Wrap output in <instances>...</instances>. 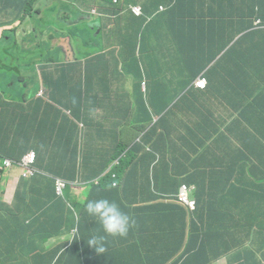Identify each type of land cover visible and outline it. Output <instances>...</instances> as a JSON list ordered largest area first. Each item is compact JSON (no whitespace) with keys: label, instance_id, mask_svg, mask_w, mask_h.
<instances>
[{"label":"crops","instance_id":"obj_1","mask_svg":"<svg viewBox=\"0 0 264 264\" xmlns=\"http://www.w3.org/2000/svg\"><path fill=\"white\" fill-rule=\"evenodd\" d=\"M121 1L109 33L88 10L111 0L0 3V26L25 36L0 53V84L9 91L0 103V157L35 150L40 167L72 179L85 137V179L122 159L120 187L107 178L106 190L68 186L60 196L53 187L59 208L45 191L51 179H28L16 167L5 196L17 216H5L0 264H264V231L233 232L237 221L264 222V210H254L264 208V26L254 25L264 0ZM199 75L204 90L193 87ZM31 77L40 88L27 97ZM183 183L198 198L196 213L174 200ZM99 198L136 221L127 237H107L101 256L87 240L104 233L85 210ZM202 217L219 227L203 236Z\"/></svg>","mask_w":264,"mask_h":264},{"label":"clouds","instance_id":"obj_2","mask_svg":"<svg viewBox=\"0 0 264 264\" xmlns=\"http://www.w3.org/2000/svg\"><path fill=\"white\" fill-rule=\"evenodd\" d=\"M111 1L113 3V6L111 7L99 8L98 6L94 5V7H91L88 10V12L90 11L94 12L97 18L106 20V23L103 27V31L105 33H109L112 30L115 19L117 18L122 8L126 5L121 0H111ZM130 9L133 12V14L136 16H140L143 13L142 7L140 5H131ZM30 12L32 13L33 10L31 9ZM257 20H259V23H256ZM254 25L264 26V23L260 20V18H256L254 20ZM0 44L4 46V50H3L4 52H6L9 49L4 42L3 36L0 37ZM199 76H204V75H199ZM206 87H207V78H206V82L204 83V86L195 87V88L199 90H204L206 89ZM255 133L258 136H261V131L256 128H255ZM84 149H85V137L78 140L79 154L77 161V170L75 172V176L72 179H65L56 176L48 172L46 169L40 167L37 164L38 155H37V151L35 150H30L22 154L20 157H0V163H2L3 167L7 169H11L13 167L19 168L21 171H23V177H26L28 179H33L36 176H45L51 179L53 183L56 181L57 185L56 187H54L55 192L57 193V195L60 196L63 195L64 190L68 186L78 187V186L89 185L93 191L106 190L105 183L104 182L102 183V181L106 178H107V184L110 187L112 188L120 187L121 178L117 169L120 167L122 163L121 162L122 159L114 158L113 160H110L102 174L96 176L93 179H85L83 176V168H82L83 165L82 156L84 153ZM190 190H193V188ZM188 196H189V192H188ZM16 197L18 198L17 192H16ZM189 198L191 199L190 196ZM85 205H86L85 210L88 213V215L96 218L99 221L102 231L104 233V235H93L87 240V244L95 250V255L96 253H98V255L101 256L100 254L106 252L107 249L105 247V242L107 237H120V238L127 237L129 231L136 224L135 219L131 217L129 214L122 211L120 206L115 201H110L109 199L106 198H99V199L89 200ZM183 206L188 211L194 213L197 208V205L194 210L187 208L184 204ZM13 213L14 212L12 211V214ZM14 216L17 215L14 213ZM253 221L260 222L261 224L264 223L263 221H260L255 218L247 222L237 221L233 227V232L235 234L244 233L246 229L263 232L264 225H261L260 227H258V229H251L252 226L249 223H252ZM52 264H56L55 258L53 259Z\"/></svg>","mask_w":264,"mask_h":264},{"label":"trees","instance_id":"obj_3","mask_svg":"<svg viewBox=\"0 0 264 264\" xmlns=\"http://www.w3.org/2000/svg\"><path fill=\"white\" fill-rule=\"evenodd\" d=\"M19 1V0H18ZM0 3H2L4 6H7V5H11V3L7 2V0H0ZM25 14H32L30 11L27 13V11H24V15L21 16V20L24 21L26 19V15ZM18 16V15H17ZM20 16V15H19ZM254 18H260V20L264 23V14L263 13H258L254 16ZM14 30L17 29V28H13ZM5 42V40H4ZM6 44V43H5ZM7 46V45H6ZM9 48V46H8ZM15 47L14 46H10V49L9 51H14ZM21 150V145L20 143L17 141L16 144H15V150H14V153L16 152H19ZM9 151V150H8ZM7 151V152H8ZM263 163H261L262 165ZM239 167L243 168L244 169V165L242 164H238ZM7 170V168H4L3 167V164L0 163V172L4 173V171ZM4 180V178H3ZM27 182V180H24V179H21V183H25ZM180 187V186H179ZM18 191V199H21V202L20 204H22L21 208L17 211L19 213H22L23 210L25 209L26 205L27 204V198L26 196L23 197V192L21 190V187L17 190ZM178 191H179V188H178ZM178 191H177V194H178ZM193 190H189V193H191ZM5 192H6V185L3 184L1 182V179H0V232H5L4 228L9 225V223L7 222V220L5 219V216H10V217H13L14 216V213L12 214V208H13V204L12 202H9L5 196ZM177 194L174 195V200H177ZM54 197L56 199L57 196L54 195ZM191 199H195L193 196H190ZM59 200V199H58ZM196 200V205H197V208H196V211L195 213L197 212V210L199 209V201H198V198L195 199ZM60 201V200H59ZM177 202L179 203V201L177 200ZM180 204V203H179ZM207 218L206 217H202L201 218V223L203 225V229L201 232H203V236L204 234L207 232V233H211L210 231H213L214 229L218 228V222L216 219L214 220V228L212 229H209L208 226H207ZM245 224V223H244ZM252 228L251 229H258V227H260L261 225H264V223H260V222H257V221H253L252 223H249ZM194 230H196V223H195V227H194ZM264 237V235H263ZM202 238V236L200 234H198V240H200ZM8 239V236L6 233H1L0 234V250L4 244V242ZM205 239H208V238H205ZM233 245V244H232ZM230 246L228 247H225L223 249L224 250H227L228 248H230ZM165 255H160L159 257L162 259ZM84 264H108L107 262H105V260L101 259V258H95L89 262H85Z\"/></svg>","mask_w":264,"mask_h":264},{"label":"rangeland","instance_id":"obj_4","mask_svg":"<svg viewBox=\"0 0 264 264\" xmlns=\"http://www.w3.org/2000/svg\"><path fill=\"white\" fill-rule=\"evenodd\" d=\"M8 29V27H6ZM14 30V29H13ZM0 31L3 33L4 31V34H3V38L5 40V43L7 46H11L13 43H14V39L16 38V34H17V40L18 41H24L25 39V36L23 35L24 33L21 32V29L17 28L14 30V32H11V31H7V30H4L1 26H0ZM53 36H55V33H51ZM87 40L89 42H94V38H93V34H89L88 37H87ZM4 50V46L2 44H0V53L1 51ZM0 57H1V54H0ZM0 68H4V65L0 63ZM23 73H25V71H23ZM7 77H10V75H8L6 73V78ZM30 83L31 85H29L28 87H26L25 89V92L27 93L26 96L28 97L30 91L31 92H35L37 93V91L39 90L40 86L38 85L37 81L35 78L31 77L30 78ZM43 93V90L41 91ZM9 94V91H8V88H5V86L3 84H0V103L3 102L5 99L8 100V95ZM7 97V98H6ZM36 118V116H34L32 118V120L29 122V125L31 124V122ZM25 132L22 134L24 135ZM21 135V136H22ZM127 151V149H126ZM126 151L124 152V154H126ZM16 167H13L11 169H7L4 171V173L0 172V179H1V182L3 184H8V183H11L12 181H14V179L16 178V176H12V173H15V169ZM261 168H262V171H263V175H264V164L261 165ZM8 175L7 178L5 180H3V175ZM57 185V182L55 181L54 183H49L48 185H46V194H48L50 197L54 198V207H60L61 204L58 202V200H56V198L54 197V194L52 193V189L53 187H56ZM181 187L183 189V191H188L189 187H191V185H188V184H181ZM21 190L24 191V192H28V188L27 186H24L23 183H21ZM187 203L189 205H191V209H195L196 208V200L195 199H190V200H186ZM59 203V206L57 205ZM29 206H31V204H29ZM255 211H258V210H264L263 207H256L254 209ZM22 214H24V212H22ZM21 214V215H22ZM65 239H68V237H65Z\"/></svg>","mask_w":264,"mask_h":264},{"label":"built area","instance_id":"obj_5","mask_svg":"<svg viewBox=\"0 0 264 264\" xmlns=\"http://www.w3.org/2000/svg\"><path fill=\"white\" fill-rule=\"evenodd\" d=\"M161 9H162V7H161ZM256 23H259V20H257ZM205 82H206V78L204 76H198L196 79H194L193 85H194V87H202V86H204ZM80 126H83V124L80 123ZM192 188L193 187L191 186V187H189L188 191H183V189L180 185L179 191L177 194V200L179 202L183 203L187 208H190V209H191V205H189L186 200H190V198L188 196V192Z\"/></svg>","mask_w":264,"mask_h":264}]
</instances>
